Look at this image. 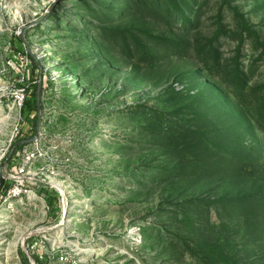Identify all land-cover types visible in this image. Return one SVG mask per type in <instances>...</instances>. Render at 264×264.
<instances>
[{"label": "rangeland", "instance_id": "rangeland-1", "mask_svg": "<svg viewBox=\"0 0 264 264\" xmlns=\"http://www.w3.org/2000/svg\"><path fill=\"white\" fill-rule=\"evenodd\" d=\"M157 1L0 0V264H264V0Z\"/></svg>", "mask_w": 264, "mask_h": 264}, {"label": "trees", "instance_id": "trees-1", "mask_svg": "<svg viewBox=\"0 0 264 264\" xmlns=\"http://www.w3.org/2000/svg\"><path fill=\"white\" fill-rule=\"evenodd\" d=\"M160 1V2H158ZM157 3H156V7L158 8L161 4H166V12L167 14L169 15L170 14V18H172L171 16L174 15L175 17H177L178 15H180L179 13H181V7L180 6H185V9L184 11H186V13L189 10V7H186V3L190 0H178L180 3H178L177 0H158ZM180 4V5H179ZM160 8H162L160 6ZM201 13L197 12L196 14V19L198 20ZM182 20L186 23H188L187 20H185L183 17H182ZM181 20V21H182ZM260 47L263 49V53H264V45L263 44H259ZM214 57L216 58V62H217V54L214 53ZM237 67H239V65L237 64ZM241 72H239V70H237L235 72V79L236 81L239 83V85L243 84V81L241 80L242 79V75L240 74ZM264 98V96H263ZM26 105H27V108L29 109L30 111V114L33 115L34 117L37 116V113H38V106H37V96H36V93H34L33 95H31L29 101L26 102ZM263 112H264V100H263V104H262V109H261ZM264 121V117H262Z\"/></svg>", "mask_w": 264, "mask_h": 264}, {"label": "water", "instance_id": "water-1", "mask_svg": "<svg viewBox=\"0 0 264 264\" xmlns=\"http://www.w3.org/2000/svg\"><path fill=\"white\" fill-rule=\"evenodd\" d=\"M36 96H37V106H38V109H39L40 85L38 87V91H37V95ZM37 139H38V134L33 139L26 140V141H24L22 143L26 144V143L34 142ZM3 184H4V177L1 176L0 177V191H1L2 187H3Z\"/></svg>", "mask_w": 264, "mask_h": 264}, {"label": "built area", "instance_id": "built-area-1", "mask_svg": "<svg viewBox=\"0 0 264 264\" xmlns=\"http://www.w3.org/2000/svg\"><path fill=\"white\" fill-rule=\"evenodd\" d=\"M24 98H25V96H24L23 94L18 95V96L16 97L17 101H19V103H21V104H22V102L24 101Z\"/></svg>", "mask_w": 264, "mask_h": 264}]
</instances>
